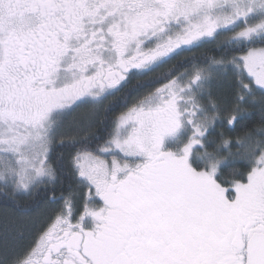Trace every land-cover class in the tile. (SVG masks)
I'll return each instance as SVG.
<instances>
[{"label":"snow or ice","instance_id":"snow-or-ice-1","mask_svg":"<svg viewBox=\"0 0 264 264\" xmlns=\"http://www.w3.org/2000/svg\"><path fill=\"white\" fill-rule=\"evenodd\" d=\"M0 264H264V0H0Z\"/></svg>","mask_w":264,"mask_h":264},{"label":"trees","instance_id":"trees-1","mask_svg":"<svg viewBox=\"0 0 264 264\" xmlns=\"http://www.w3.org/2000/svg\"><path fill=\"white\" fill-rule=\"evenodd\" d=\"M0 206H2V201H0Z\"/></svg>","mask_w":264,"mask_h":264}]
</instances>
